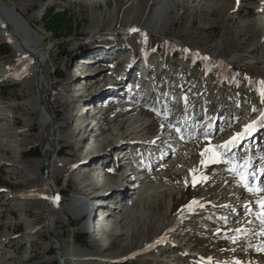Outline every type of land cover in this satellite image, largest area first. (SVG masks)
Listing matches in <instances>:
<instances>
[{
    "label": "rangeland",
    "instance_id": "obj_1",
    "mask_svg": "<svg viewBox=\"0 0 264 264\" xmlns=\"http://www.w3.org/2000/svg\"><path fill=\"white\" fill-rule=\"evenodd\" d=\"M159 1L0 0L37 31L48 76L42 101L0 28L12 50L0 57V264H60L48 220L64 264H264V0H178L150 32ZM52 5L85 20L82 37L51 40L39 22ZM249 124L221 160L215 146ZM75 203L93 214L77 219Z\"/></svg>",
    "mask_w": 264,
    "mask_h": 264
},
{
    "label": "bare ground",
    "instance_id": "obj_2",
    "mask_svg": "<svg viewBox=\"0 0 264 264\" xmlns=\"http://www.w3.org/2000/svg\"><path fill=\"white\" fill-rule=\"evenodd\" d=\"M176 1H178V0H160L159 1L158 5L154 9L153 17H152L151 23L149 25L150 26V28H149L150 32H161L162 30L169 27V25L172 22H171V20H169L168 15L171 13L173 7H175ZM0 13L6 20L5 28L7 29V31L11 32L10 36H4L5 39L8 41H11L13 48H14V51L17 52V54L21 55L26 61L32 62L34 68L35 67L39 68L38 73H37L39 75L38 85H39V89H40L41 95H42L41 100L43 101L45 91L47 89V77L48 76L44 77L41 74V71L44 70L46 55H45V53L38 51V49L36 48V42H37L38 37H39L38 33L35 29H33L31 27V25L28 23V21H26L17 11H15L13 8H11V7L5 5L1 2H0ZM0 25H1V21H0ZM179 45L183 46L182 43H179ZM246 60H247V58L236 57V58H234L233 61L245 62ZM258 61H260L264 65V58L258 59ZM92 64H95V63L92 62L91 65ZM99 72H100V68L98 67V65L95 64V66L90 69V71L87 73L86 76L94 74L93 77H95V76H97V74H99ZM94 84H95V82L93 83V85ZM78 90H81V89H78ZM90 110L91 109H89V111ZM46 118L47 117L45 115L44 116L45 121H46ZM80 122L81 121L79 120V123ZM82 125L83 124L80 125V130L78 132V135H80L81 130H83ZM95 127H96V125L93 126L91 131L95 130ZM56 129H57V127L53 128L52 134L55 133V131H57ZM116 135H117V133H116ZM82 142H83V144H86V141L84 139H82ZM123 152H125V150ZM124 157H125V154L119 156L118 159L122 160V159H124ZM193 172H194V170L190 172L188 178H191V174H193ZM128 175L129 174L125 175V177H127ZM130 176H128V179H126V178L124 179L125 182H130V183L134 182L135 183V181H133L134 180L133 178H129ZM52 194L54 195V200H55L54 202H56L57 201V194L55 191L54 192L52 191ZM110 194H111V192H110ZM80 206H82L84 210H83V212H81V211L77 212V214H76L77 219L84 217L83 214L85 216L88 215L89 213H90V215L93 214V211H91L89 208V203H82V204L75 203L74 204L75 209H77ZM196 206H198V205L194 204L193 206L188 208L187 212H189V213L192 212L196 208ZM103 222H104V217L94 219V228L96 227V231L102 230V228L105 226L103 224ZM102 234L100 233L101 236H103ZM62 255H61V258L63 259Z\"/></svg>",
    "mask_w": 264,
    "mask_h": 264
},
{
    "label": "trees",
    "instance_id": "obj_3",
    "mask_svg": "<svg viewBox=\"0 0 264 264\" xmlns=\"http://www.w3.org/2000/svg\"><path fill=\"white\" fill-rule=\"evenodd\" d=\"M40 25L44 29L46 33L50 35V38L52 41L56 43H64L66 41H69L70 39L75 40L79 37H82V31L84 28L85 20L76 14L70 13L65 8L52 5L47 6L40 18ZM121 39V38H120ZM122 40V39H121ZM124 41V40H122ZM125 42V41H124ZM148 47L152 50H160V51H171L172 55H177L174 49V46L168 42L162 43L158 38H151V40L147 43ZM12 50L11 48L5 44L0 43V57H7L11 54ZM161 53V52H160ZM182 53L181 51L178 52V54ZM198 64V66L202 67H208L209 73H211V77L215 78V72L217 68L214 66V63L210 61H205L202 58H199L195 60ZM224 70L229 69V75H231L232 82H235V77H237V74L235 73V68L228 67L227 65L221 66ZM214 76V77H213ZM57 77H61L57 75ZM256 88H253L252 90H255ZM23 156L28 158H38L40 157L39 150H34L33 152L30 151L28 153H24ZM46 240L45 236L43 238ZM52 255L54 253L50 252ZM124 264V263H121Z\"/></svg>",
    "mask_w": 264,
    "mask_h": 264
},
{
    "label": "snow or ice",
    "instance_id": "obj_4",
    "mask_svg": "<svg viewBox=\"0 0 264 264\" xmlns=\"http://www.w3.org/2000/svg\"><path fill=\"white\" fill-rule=\"evenodd\" d=\"M238 2H239V0H238ZM132 31H136V30L133 29ZM262 95H264V92H262ZM254 111H255V109H254ZM254 123H256V122H254ZM260 123H264V116L261 117ZM252 127H253V124L247 125L243 132L236 134L232 139L227 141L225 144L215 146V149L219 153V157L221 160L227 152L232 151L234 148L242 147L243 138L248 134V132L252 129ZM205 136L207 137V134H205ZM211 151H213V149H211V148L205 149V152H211ZM203 155H204V152L201 153V156H203ZM217 162H218V160L216 158L211 159L212 164H215ZM201 163L205 167L208 166L204 163L203 160L201 161ZM246 163H250V162L246 161ZM237 167L239 168L240 165H238ZM258 171L261 172V175H264V170H258ZM240 179H241L242 183H247L245 177L241 176ZM196 182H197L196 180L193 181V186H195ZM261 207H264V201L261 202ZM261 219L264 220V214H262Z\"/></svg>",
    "mask_w": 264,
    "mask_h": 264
},
{
    "label": "water",
    "instance_id": "obj_5",
    "mask_svg": "<svg viewBox=\"0 0 264 264\" xmlns=\"http://www.w3.org/2000/svg\"><path fill=\"white\" fill-rule=\"evenodd\" d=\"M0 21H1V25H0V28L2 30V34L4 36H10L11 35V32L7 31V29L5 28V23H6V20L5 18L1 15L0 13ZM35 73H36V76H38V67H35ZM53 190H51V193H52ZM53 199H54V195L52 194L51 195V198L47 201L46 205H45V212L47 213L52 205H53ZM48 220V219H47ZM46 228H47V234H48V243L49 245L51 246V248L55 251V253L57 254L58 258H59V262L60 264H64L63 262V259L61 258V251L59 250V248L55 247L53 244H52V237L50 236V230H49V220L47 221L46 223Z\"/></svg>",
    "mask_w": 264,
    "mask_h": 264
}]
</instances>
